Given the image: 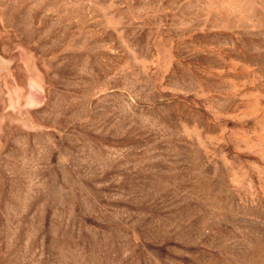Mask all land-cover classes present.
<instances>
[{"label":"rangeland","instance_id":"obj_1","mask_svg":"<svg viewBox=\"0 0 264 264\" xmlns=\"http://www.w3.org/2000/svg\"><path fill=\"white\" fill-rule=\"evenodd\" d=\"M0 264H264V0H0Z\"/></svg>","mask_w":264,"mask_h":264}]
</instances>
